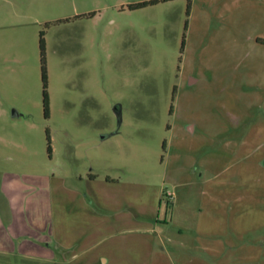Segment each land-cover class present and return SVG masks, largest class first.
Masks as SVG:
<instances>
[{
    "label": "rangeland",
    "instance_id": "374dc122",
    "mask_svg": "<svg viewBox=\"0 0 264 264\" xmlns=\"http://www.w3.org/2000/svg\"><path fill=\"white\" fill-rule=\"evenodd\" d=\"M149 1L0 0V264H264V0Z\"/></svg>",
    "mask_w": 264,
    "mask_h": 264
},
{
    "label": "trees",
    "instance_id": "16d2710c",
    "mask_svg": "<svg viewBox=\"0 0 264 264\" xmlns=\"http://www.w3.org/2000/svg\"><path fill=\"white\" fill-rule=\"evenodd\" d=\"M166 1V0H162ZM157 2V0H151L149 2H140V3H135L130 5V8H139L142 6H145L147 4H153ZM40 55H41V63H42V70H41V78L43 82V112L44 116L47 117V111H48V106H47V96H46V80H45V70H44V49H43V41L42 38L40 39Z\"/></svg>",
    "mask_w": 264,
    "mask_h": 264
},
{
    "label": "crops",
    "instance_id": "0c3cea01",
    "mask_svg": "<svg viewBox=\"0 0 264 264\" xmlns=\"http://www.w3.org/2000/svg\"><path fill=\"white\" fill-rule=\"evenodd\" d=\"M256 40H257V42H260V43H257V44H263L264 43V38H257ZM103 260H105V259H103Z\"/></svg>",
    "mask_w": 264,
    "mask_h": 264
}]
</instances>
